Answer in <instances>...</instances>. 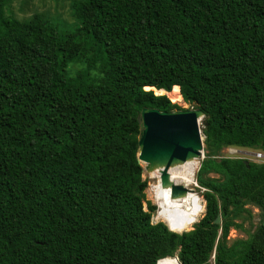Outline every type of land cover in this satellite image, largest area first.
<instances>
[{
    "label": "trees",
    "instance_id": "1",
    "mask_svg": "<svg viewBox=\"0 0 264 264\" xmlns=\"http://www.w3.org/2000/svg\"><path fill=\"white\" fill-rule=\"evenodd\" d=\"M0 0V264H264V163L208 154L205 214L154 223L139 162L144 107L203 109L210 147L264 151V0H75L72 30ZM83 66L75 73L71 64ZM256 233L228 249L230 215ZM221 223H215L217 216ZM221 229V233H220Z\"/></svg>",
    "mask_w": 264,
    "mask_h": 264
},
{
    "label": "rangeland",
    "instance_id": "2",
    "mask_svg": "<svg viewBox=\"0 0 264 264\" xmlns=\"http://www.w3.org/2000/svg\"><path fill=\"white\" fill-rule=\"evenodd\" d=\"M73 1L75 0H8V3L5 5L4 10L7 16H13L18 20L24 22L31 21L32 18L37 15L41 17L44 21L48 23L56 24L62 30L68 31V30H72L77 23L71 6ZM82 66L83 65L81 63H74L70 65L69 69L71 70L72 73H75ZM165 94L168 95V93ZM174 103L180 105L182 109H189L194 107L193 105L184 102V100ZM200 127L203 132L204 124L202 123V121ZM202 135H203L202 155L196 158L199 160L198 161L199 164L195 175L196 185H193L192 188L195 189L194 192L202 199L204 205H206L205 193L206 191H208V189L201 184V181L208 179L219 180L220 178V175H218L217 173L211 170H207L206 172L203 173L200 172L201 166L208 157V154H214L213 156L219 155L218 157H231L236 159L241 158L251 162L264 163V151L260 149L241 148V147H222L220 149H217L215 147L208 146L205 142V138H206L205 135L204 134ZM231 148H234V151H230ZM142 165H143L142 177L147 182V187H146L147 198L150 200L151 204L155 207V211L153 212L152 215V221L154 223L164 222L163 220L157 217L159 205L153 194V186L158 183V178L155 177V173H154L155 171L146 170L145 163H142ZM204 214L205 211L202 217L200 218V220L203 218ZM260 221H261V211L259 208L253 205H246V207L243 208L242 210L234 213L233 215H230L229 218L230 228L226 240L227 248L231 249L237 246L240 247L243 241H246L251 234L257 232ZM193 228H191L190 230H192ZM220 233H221V229H220ZM215 253L216 250L213 252L212 257L209 260V264H215ZM175 256L178 258V254H176Z\"/></svg>",
    "mask_w": 264,
    "mask_h": 264
},
{
    "label": "water",
    "instance_id": "3",
    "mask_svg": "<svg viewBox=\"0 0 264 264\" xmlns=\"http://www.w3.org/2000/svg\"><path fill=\"white\" fill-rule=\"evenodd\" d=\"M140 138L138 159L148 171L160 170V183L171 187L173 197L187 194L191 188L172 181L170 169L202 155L201 121L207 116L200 107L164 111L144 107L139 115ZM221 222L218 215L215 223ZM158 264V263H157Z\"/></svg>",
    "mask_w": 264,
    "mask_h": 264
},
{
    "label": "bare ground",
    "instance_id": "4",
    "mask_svg": "<svg viewBox=\"0 0 264 264\" xmlns=\"http://www.w3.org/2000/svg\"><path fill=\"white\" fill-rule=\"evenodd\" d=\"M146 89H153L157 94L168 93L171 100L174 102L183 101L180 86L178 85H175L170 92H166L164 89L158 90L150 86H147ZM198 161V159H192L170 169L173 182L191 188L184 196L173 197L171 194V187H163L160 183V170L154 172L155 177L158 178V183L153 186V194L159 205L157 217L163 220L174 232L181 233L193 228L205 211V205L202 199L194 192L195 189L192 188L193 185H196L195 175L198 169ZM158 264L181 263L175 256L160 259Z\"/></svg>",
    "mask_w": 264,
    "mask_h": 264
},
{
    "label": "built area",
    "instance_id": "5",
    "mask_svg": "<svg viewBox=\"0 0 264 264\" xmlns=\"http://www.w3.org/2000/svg\"><path fill=\"white\" fill-rule=\"evenodd\" d=\"M230 151H234V148H231Z\"/></svg>",
    "mask_w": 264,
    "mask_h": 264
},
{
    "label": "clouds",
    "instance_id": "6",
    "mask_svg": "<svg viewBox=\"0 0 264 264\" xmlns=\"http://www.w3.org/2000/svg\"><path fill=\"white\" fill-rule=\"evenodd\" d=\"M174 103V102H173Z\"/></svg>",
    "mask_w": 264,
    "mask_h": 264
},
{
    "label": "crops",
    "instance_id": "7",
    "mask_svg": "<svg viewBox=\"0 0 264 264\" xmlns=\"http://www.w3.org/2000/svg\"><path fill=\"white\" fill-rule=\"evenodd\" d=\"M179 259V258H178Z\"/></svg>",
    "mask_w": 264,
    "mask_h": 264
}]
</instances>
